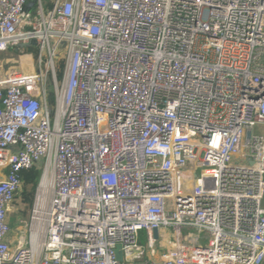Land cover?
<instances>
[{
    "label": "built area",
    "instance_id": "1",
    "mask_svg": "<svg viewBox=\"0 0 264 264\" xmlns=\"http://www.w3.org/2000/svg\"><path fill=\"white\" fill-rule=\"evenodd\" d=\"M0 264H264V0H0Z\"/></svg>",
    "mask_w": 264,
    "mask_h": 264
},
{
    "label": "rangeland",
    "instance_id": "2",
    "mask_svg": "<svg viewBox=\"0 0 264 264\" xmlns=\"http://www.w3.org/2000/svg\"><path fill=\"white\" fill-rule=\"evenodd\" d=\"M34 56V54H33ZM20 64L23 66V68L30 69L32 68L31 66V59L29 56H23L20 58ZM256 133H259L258 130H256ZM26 192L31 191V187L28 186L24 188ZM22 195H20L17 199L16 202L13 205V209L10 211L9 214V224L12 229V236L14 240V246H12V249H15L16 242L20 239L21 236L27 238V229H28V222H29V217H30V211L31 208H28L25 206V204L22 201ZM160 233H163L160 231ZM165 235L170 234V230L166 231L164 233ZM144 240H142V245H144ZM157 248L159 249V252L162 248H164L163 244H157Z\"/></svg>",
    "mask_w": 264,
    "mask_h": 264
},
{
    "label": "trees",
    "instance_id": "3",
    "mask_svg": "<svg viewBox=\"0 0 264 264\" xmlns=\"http://www.w3.org/2000/svg\"><path fill=\"white\" fill-rule=\"evenodd\" d=\"M50 100L52 101V95L50 94ZM40 169L36 168V167H32L28 170H24L21 171V173L19 174L20 179L22 181V183L24 184V186H30L31 187V191L30 192H26L25 190L22 192V201L25 204L26 207L31 208L32 207V203H33V199H34V194H35V190L36 187L38 185L39 182V178H40Z\"/></svg>",
    "mask_w": 264,
    "mask_h": 264
},
{
    "label": "water",
    "instance_id": "4",
    "mask_svg": "<svg viewBox=\"0 0 264 264\" xmlns=\"http://www.w3.org/2000/svg\"><path fill=\"white\" fill-rule=\"evenodd\" d=\"M153 237L155 238V239H157V237H158V230H153ZM116 256H117V259L118 260H121L122 259V256H121V253H120V251H119V247H117L116 248Z\"/></svg>",
    "mask_w": 264,
    "mask_h": 264
},
{
    "label": "crops",
    "instance_id": "5",
    "mask_svg": "<svg viewBox=\"0 0 264 264\" xmlns=\"http://www.w3.org/2000/svg\"><path fill=\"white\" fill-rule=\"evenodd\" d=\"M26 187H28V186H26ZM26 187H25V188H26ZM12 209H13V208H12ZM10 227H11V226H10ZM21 238H24V239H25V237H23V236H21L20 239H21ZM20 239H19V240H20ZM10 240L13 242V244H14V242L16 241V240H14L13 236H11ZM16 243H17V242H16Z\"/></svg>",
    "mask_w": 264,
    "mask_h": 264
}]
</instances>
